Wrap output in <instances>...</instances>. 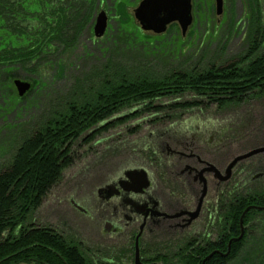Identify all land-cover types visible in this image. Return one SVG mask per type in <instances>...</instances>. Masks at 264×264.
<instances>
[{
  "label": "trees",
  "instance_id": "trees-1",
  "mask_svg": "<svg viewBox=\"0 0 264 264\" xmlns=\"http://www.w3.org/2000/svg\"><path fill=\"white\" fill-rule=\"evenodd\" d=\"M250 1L242 26L230 19L226 30L243 31L247 46L238 59L204 61V48L212 39L185 41L174 31L153 38L134 22L127 28L121 25L98 45L97 53L88 50L74 63L79 67L88 57L100 66L93 64L87 74L77 76L65 99L38 114L34 105L53 82L43 71L61 64L82 34L90 31L99 0H0V118L15 115L12 123L7 118L6 124L0 123V131L7 132H0V138L16 149L11 162L0 170V264H122L133 259V241L123 249L122 244L109 250L94 248L51 226H35L30 216L70 166L65 155L73 142L84 136L90 144L99 133L141 114L120 115L124 110L264 102V5L261 0ZM165 36L171 38L167 44L161 42ZM196 53H201L198 61L186 64ZM157 64L163 66L156 68ZM19 70L38 76L30 81L34 96L27 102L15 93L7 76ZM187 93L196 99L155 104L157 99ZM255 170L264 172L263 161ZM249 185L244 190L233 185L224 195L215 224L222 242L210 243L202 235L165 236L155 244H141L142 257L163 264H203L213 250L226 252L231 237L241 232L243 211L250 205L264 206V178ZM246 223H251L250 233L232 242L227 256L215 253L205 264H233L244 254L250 264H264V210L250 209Z\"/></svg>",
  "mask_w": 264,
  "mask_h": 264
},
{
  "label": "flooded vegetation",
  "instance_id": "flooded-vegetation-1",
  "mask_svg": "<svg viewBox=\"0 0 264 264\" xmlns=\"http://www.w3.org/2000/svg\"><path fill=\"white\" fill-rule=\"evenodd\" d=\"M130 1L99 0L97 12L92 21V28L89 31L90 35L94 37L93 42L95 44L100 45V43L106 42L108 36L111 34L112 22L109 13L115 4L117 2L129 4L131 3ZM109 2H111L112 7L106 10L103 6H109ZM261 2L264 5V0H261ZM244 4L248 7L251 1L244 0ZM203 6L208 9L207 13L215 11L219 27L225 21L228 13H230V19L232 20L236 15L233 11V0H224V10L220 20L216 13V0H192L193 21L185 35L182 33L178 22L169 24L166 32L156 34L152 31L143 30L137 19H135L143 32L164 35L174 31L175 34H181L182 37L190 32H194L197 35L202 33H199V30L206 20L209 19V17L202 18L200 16V12L204 11ZM102 9L106 10L108 14V26L104 35L101 38H96L94 35V24L97 14ZM216 27L218 26L215 25L214 34L217 32L216 29L219 30ZM204 33L207 35L208 31L205 30ZM212 105L216 104H211L210 106ZM190 108L192 107L153 111L172 110L180 111L182 114L185 113L184 109ZM139 111L134 110L128 114L148 113ZM234 123L232 122L223 128L216 124L213 126L198 124L195 126H185V128L174 125L166 128L154 127L148 133L149 136L145 138L146 140L143 144L137 143L138 140H142L141 136L138 137V140L136 138L137 141L131 142L129 148L125 143H122V151H130L128 155L130 157L125 156L124 152H122V164L120 167L116 170L115 167L109 171L105 170L103 180L98 184V187L90 194H85L83 200L91 207H83V201L77 202L73 198L71 199V205L86 215L93 212L98 217L96 218L97 223L102 219L100 227L103 230L105 238L117 242V245L122 244V249L128 241H133L131 245L133 259H130L129 262H122V264H135V244L137 235L140 232V253L141 244L148 242L155 244L165 236L177 239L190 236L200 237L202 235V238H205L206 234H201V232L190 235L191 230L201 227L203 229L208 227L212 233L211 236H206L210 240V243L222 242V238L219 237V234L215 230V224L220 218L221 212L219 208L224 195L230 192L228 188L234 185L233 180L235 175L241 169L243 163L261 156L264 159V152H262L241 160L231 169L230 178L222 180V177L226 176V171L235 157L254 148L264 146V137L262 140L258 139L253 143H250L248 140L249 144H245V147L247 145V150L245 149L244 152L240 153H232L222 158L223 155H226L224 150L228 147L227 145L231 144V141L235 139L238 140V136L241 133H247L242 126L234 129ZM238 124L236 122V125ZM251 132L249 131L247 134ZM75 142L70 145V150L65 155V158L71 164L75 157V153L72 150ZM134 157L140 160L129 163L128 158L132 159ZM134 160L136 161V159ZM254 166H252L253 169L244 171V176L251 175V172L255 173L248 179V182L264 178V172L253 171ZM136 169L139 172L127 174V171ZM259 174L262 175L260 176ZM205 189L206 192L204 194ZM203 194L204 197L198 214L193 217L192 213L198 210ZM251 228V223L244 224L243 237L246 233H250ZM238 236H232L231 239ZM141 259L145 263L158 262L149 261L143 258L142 255Z\"/></svg>",
  "mask_w": 264,
  "mask_h": 264
},
{
  "label": "rangeland",
  "instance_id": "rangeland-1",
  "mask_svg": "<svg viewBox=\"0 0 264 264\" xmlns=\"http://www.w3.org/2000/svg\"><path fill=\"white\" fill-rule=\"evenodd\" d=\"M139 1L140 0H131L129 4L119 2L117 3L118 5L112 8L109 13L111 16L112 31L121 25L127 24L124 26V28H127L129 23L134 22L137 24L134 17V8L138 5ZM108 4L109 6H103L106 10L112 7L111 2ZM233 5V11L236 14L234 20L238 22V26L241 27L245 21L247 6H245L244 0H233ZM203 10L204 11L200 12V16L202 18L209 17V19L201 26L202 28H200L199 33H202L196 35L194 32H190L186 36H183L185 41L197 40V42H199L198 40L200 37L206 38V42L212 39L210 44L208 46L206 45L204 48L205 53L202 57L204 61L218 59V63H220V61L224 59L228 61L233 58L238 59L239 56L244 54L247 46L245 38L243 37V31L240 30L234 34L226 31L229 28L230 13H228L225 21L219 27L215 11L212 10L213 12L210 11L207 13L206 11L208 9L204 6ZM215 25H217L218 27L216 28L219 29L216 34H214ZM205 30L208 31L207 35H205L206 32L204 33ZM145 33L146 36L156 38L155 34L152 32ZM140 37L143 38L142 36ZM93 39L94 37L90 35L89 32H84L77 46H75L70 53L65 54V59L61 64L54 69L50 67L45 68L46 70L43 71V76L51 78L53 82L51 81L49 86L45 88L41 97L38 98V102L34 105L35 111L38 114H45L53 105L65 99L71 92L76 77H83L90 71V68H93L91 66L94 64L95 60H92V58L89 59L88 57V60H86V58L84 63L80 62L82 63L81 66L78 67L76 64L74 65L75 62L78 63V57L84 55L88 50L97 53L95 49L98 45L93 42ZM168 39L171 38L165 36L161 42L164 41L163 43L167 44ZM191 49L195 50L197 47ZM192 53H194V51H192ZM200 54L201 53H196V55L194 54L195 56L191 55L192 60L188 61L186 64H193L198 61ZM99 63L96 62L93 66L99 67ZM154 66L159 68L162 67L163 64ZM7 76H11V83L17 95L19 94L14 84L15 79L22 78L32 82L33 77H38L37 74L25 70L15 71ZM33 96L34 91L32 89L30 92L20 97H22L23 102H27L31 100ZM194 99H196V97L193 94L187 93L178 97L157 99L155 104H167L175 101H192ZM194 107L184 109L185 113L182 114L180 111L172 110L138 114L136 116H131L130 119L122 124L99 133L90 144L83 140L84 136L76 140L72 149L75 153L72 164L64 170L60 180L50 189L40 207L32 213L30 222L34 223L35 226H51L65 235L84 241L91 247H103L105 248L104 250H109L110 247L117 246V242L105 238L102 232L103 230L100 227L102 219L97 223L96 218L98 217L95 216L93 212L86 215L76 210L71 205V199L73 198L77 202L83 201V205L81 204L83 207H91L83 200L85 194H90L98 187V184L103 180L102 178L104 177L105 170L109 171L114 167L116 170L120 167L122 164V152H124L123 154L125 156L130 157L128 156L130 151H122V143H125L129 148V144L133 141H137L138 137L141 136L142 140H138L137 143L143 144L146 140L145 138L149 136L148 133L153 130L154 127L166 128L170 125L185 128V126H195L198 124H205L207 126L216 124L223 128L235 122L234 129L238 126H242L245 132L248 133L252 131L250 134L241 133V135L238 136V140L235 139L231 141V144L229 143L226 150H224L226 155H221L222 158H225L229 154L231 155L232 153H240L244 152L245 149L247 150V145L249 144L247 142L248 140L251 141L250 143H253L254 138H261L264 136V102L262 101L251 100L247 103L230 105L225 108H219L216 105ZM140 108L139 106H134L133 108L122 111L120 115L128 114L134 110H140ZM37 113L35 115H37ZM14 117L15 115H11L9 118H6L12 123ZM6 118H0V123L6 124L7 120L3 122ZM30 121L32 123L35 120L32 119ZM236 122L239 124L236 125ZM0 132L4 134L7 133L4 131ZM245 144H247L246 147ZM15 151V145L6 142L5 138L2 136V138H0V170L11 162ZM134 159H136V161ZM137 160L139 161L140 159L135 157L132 159L128 158L129 163L137 162ZM261 161H264L262 156L242 164L241 169L237 171L233 180V184L236 185L239 190H244L245 187L250 186L249 184L252 182H248V179L255 174L251 172V175L244 176V171L246 172L248 169H253L252 166ZM263 231L264 228H262L261 232ZM200 232L201 234L205 233L206 236L212 235L208 227L206 229L201 227L191 230L190 235ZM245 256L246 254L239 260L233 262V264H250L249 261L244 258Z\"/></svg>",
  "mask_w": 264,
  "mask_h": 264
},
{
  "label": "water",
  "instance_id": "water-1",
  "mask_svg": "<svg viewBox=\"0 0 264 264\" xmlns=\"http://www.w3.org/2000/svg\"><path fill=\"white\" fill-rule=\"evenodd\" d=\"M224 10V0H216V13L218 19L220 20L223 15ZM134 15L137 21L139 22L141 28L145 31H152L156 34H162L167 31L168 25L172 22H178L181 26L182 33L185 35L188 27L193 21L192 14V0H141L139 5L134 9ZM108 26V14L106 10L102 9L99 11L96 17V22L94 24V35L96 38H101ZM15 87L19 96H24L31 89V82L26 79L17 78L14 80ZM264 152V146L254 148L244 154H241L233 159L229 165L226 176L222 177V180H228L231 176V169L233 166L246 158L252 157L255 154ZM139 170H129L127 174L137 173ZM141 172V171H140ZM260 176L262 174H259ZM206 189L204 190V194ZM200 199L199 208L195 213H192V216L195 217L198 214L200 206L202 204V199ZM250 209H259L264 210V206L250 205L242 213L240 218L241 224V234L238 237L232 238L228 243V249L226 252H221L220 250H213L208 254L204 260L203 264L212 257L215 253L220 254L221 256H227L231 252L232 242L239 241L244 235V218L246 213ZM141 232L137 235L136 239V252H135V264H162L161 262H150L145 263L141 259L139 238Z\"/></svg>",
  "mask_w": 264,
  "mask_h": 264
}]
</instances>
